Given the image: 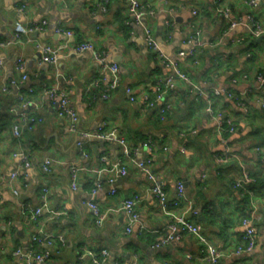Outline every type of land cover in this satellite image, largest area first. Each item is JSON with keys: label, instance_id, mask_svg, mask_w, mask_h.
<instances>
[{"label": "crops", "instance_id": "0c3cea01", "mask_svg": "<svg viewBox=\"0 0 264 264\" xmlns=\"http://www.w3.org/2000/svg\"><path fill=\"white\" fill-rule=\"evenodd\" d=\"M137 1L145 10L139 20L129 11L127 0H0V37L12 42L0 50V115H10L11 122L0 126V264H24L23 257L14 254L17 249H45L32 244L38 232L65 238L63 244L50 248L48 260L38 264H92L84 251L103 249L108 252L106 264H207L205 244L194 234L153 246L167 233L172 216L160 210L145 174L135 165V160L147 156L152 157L172 213L182 209L174 201L176 182L183 181L199 213L187 216L220 250V264H264V83L256 79L258 73L264 75V32L255 36L250 29L254 23L264 28V0L255 5L247 0ZM221 9L228 10L227 17ZM42 21V30L16 36L17 23L30 27ZM145 25L167 60L188 76V81L177 80L166 94L173 108L165 119L139 101L171 71L148 47ZM58 27L73 32L71 45L90 42L95 50L105 52L108 62L117 63L119 86L107 99L97 89L88 93L99 71L92 51L68 49L55 63H39L43 45L65 41L56 32ZM190 37L201 44L196 63L179 54L188 50ZM22 74L27 76L22 84L8 86ZM6 85L8 91L3 89ZM29 87L32 92L26 97L32 102L22 108L18 95ZM50 87L69 90L78 131L100 129L104 137L81 138L70 131L68 120L58 114V103L44 92ZM127 87L138 100L128 98ZM221 89L224 92L214 95ZM200 90L211 94L215 110L231 118L233 131L217 129L205 112L206 97ZM90 93L96 97L89 100ZM10 106L15 114H9ZM24 110L40 120L32 128L29 121L21 122L22 134L17 138L11 126ZM118 138L124 139L128 153ZM22 154H27L29 166H24ZM216 154L232 156L219 162ZM102 156L127 168L115 182L116 192L110 194L104 182L91 196L96 173L86 170L79 172L72 187L69 164L96 169L108 165ZM45 157L54 160L48 172L40 168ZM242 170L255 178L251 193L233 186ZM44 188L46 202L41 200ZM133 195L140 197L139 221L128 233L125 214L116 208ZM89 199L107 212L100 226L86 204ZM36 207L41 213L32 219L27 208ZM248 214L255 227V246L237 254L244 234L241 219Z\"/></svg>", "mask_w": 264, "mask_h": 264}, {"label": "built area", "instance_id": "2783aa9c", "mask_svg": "<svg viewBox=\"0 0 264 264\" xmlns=\"http://www.w3.org/2000/svg\"><path fill=\"white\" fill-rule=\"evenodd\" d=\"M109 0H103L104 3H107ZM128 1V9L129 11L139 18L145 12L144 8L139 4L137 0H127ZM258 0H247V2L251 5H255ZM105 10V7H102ZM221 14L225 17L228 16L227 9H221ZM151 14L152 11H149ZM169 23V22H167ZM236 22L231 23V26H234ZM45 22L42 21L39 25H33L30 27L24 26L21 23L16 24V36H19L23 33H28L31 31H40L43 29ZM252 34L255 36L260 35L264 32V28L258 24L254 23L250 27ZM144 38L148 45V47L157 54L158 57L162 59V62L167 63L171 66L170 72L165 76V78L159 79L156 81L153 90L148 93H145L139 101L148 108L156 109L157 116L160 119H165V117L171 113L173 104L166 100L165 96L169 90H171L177 80L188 81V76L178 67L175 62H170L163 55L160 50L159 43L155 39L152 34L151 29L145 25L144 26ZM56 32L58 34H62L65 37V41L53 44L43 45L40 49V56L38 58L39 63H55L58 58L64 53L66 50L71 49L74 53H80L84 51H92L94 54V58L98 64L99 71L97 76L90 82L88 87V93L92 89H97L99 96L102 99H107L110 94L116 90L119 86V78H118V65L117 63H110L107 61L106 54L104 51L95 50L93 44L90 42H81L75 45H71L69 43V39L73 36V32L68 29H64L62 27L56 28ZM12 42L10 40H4L0 37V50L10 45ZM189 48L186 52L180 51L179 54L187 57L189 59H193V62H197V55L201 51V44L193 37H190L188 40ZM0 60V65H1ZM22 61L20 59L17 60L16 66L19 70L22 68ZM26 74H22L20 79H12L9 81L12 86H18L22 84L26 80ZM256 79L260 85L264 83V75L262 73H258L256 75ZM8 86L3 87L4 90L8 91ZM198 89V88H197ZM32 88L29 87L24 92H20L18 95L19 106L22 108H28L32 100L26 97L27 93H31ZM47 96L58 103V114L61 117H64L69 122V130L72 132H76L81 138H91L98 137L102 138L104 135L101 133L100 129L97 132H92L89 130L78 131L76 123L78 121V114L75 108L72 106L70 101V92L69 90H61L56 87H50L44 90ZM125 94L132 101L138 100L131 92V90L127 87L124 90ZM220 92H224L223 89L217 90L214 92V95H218ZM200 94L206 97L205 103V112L216 121V127L219 131L229 130L233 131V122L230 117L215 110L213 106V98L211 94H207L200 90ZM88 95V99L91 100L96 96L94 94ZM264 107V100L261 102ZM15 108L10 106L8 108V112L11 114H15ZM33 113L26 112L25 110L21 112L16 122H14L11 126L12 134L19 138L22 134L21 122L29 121L30 125L28 128H32L34 124L39 121ZM101 128V127H100ZM117 141L123 146V150L125 153H128V149L125 144L123 138H118ZM77 144L80 146L82 141H78ZM145 145L151 148V144L145 143ZM232 155L230 154H216L214 155L215 160L219 162L228 161ZM22 160L24 166H29L30 162L28 160L27 154H22ZM102 162H107V166H101L96 169H89L86 167H80L75 164H69V177L72 187H76V182L78 180L79 172L82 170L91 171L96 173V178L93 180V187L90 191L91 196H93L97 190H99L102 185L105 183L108 184L110 190V194H114L116 192L115 182L118 178L124 176L127 173L126 166L119 160L109 161L106 156L101 157ZM54 160L50 157H45L40 163V168L43 172H48L53 165ZM152 157L147 156L140 158L139 160H135L136 167L145 174L149 187L148 190L150 194H152L160 208V210L164 213L170 214L172 219L167 223V233L161 236L157 241L154 242V247H159L161 245H165L170 241L180 240L185 234H194L205 244V253L203 255V259L207 262V264H220L221 252L215 247L213 244H210L206 241L205 237L201 233V226L190 220L187 216L192 212L193 214H199L193 206V200L191 197L186 195L184 183L181 180L176 182V194L177 199L174 201V205L181 206V211L178 213H172L168 210V202H167V194L164 189V186L158 176V174L152 168ZM15 174V173H13ZM2 179V175H0ZM254 182V178L245 170H242L240 175L235 179L233 186L235 188H242L243 192L251 193L247 187ZM42 202L47 201V190L43 189V193L41 195ZM140 201V197L138 195H133L130 198H126L121 200L118 208L116 210H122L125 214V231L131 233L134 226L139 221V213L136 209L137 204ZM86 204L90 207L92 211V216L96 225L100 226L103 224L107 212L103 211L99 208L98 204L89 199ZM113 210V209H111ZM32 219H36L41 213V207L36 208H27ZM241 224L244 227V234L242 235L243 242L241 245H238L235 249V253L239 254L241 252H249L255 246V227L252 222V217L250 214L244 215L241 219ZM139 234L142 233V227L138 229ZM65 242V238L62 234H54V233H45L38 232L32 236V244L38 246L44 245L45 249L36 250L33 246L23 252L20 249H17L14 254L21 255L24 260V264H38L42 263L50 258V248L55 246L56 244H63ZM84 254H87L91 258L92 264H106V259L108 252L106 249L101 250L100 252L94 251H84ZM188 258L193 257L191 254H186ZM115 264H120L116 262Z\"/></svg>", "mask_w": 264, "mask_h": 264}, {"label": "trees", "instance_id": "16d2710c", "mask_svg": "<svg viewBox=\"0 0 264 264\" xmlns=\"http://www.w3.org/2000/svg\"><path fill=\"white\" fill-rule=\"evenodd\" d=\"M90 94H94V93H90ZM8 114V113H7ZM9 114H11V113H9ZM8 114V115H9ZM10 116V115H9ZM9 116H7V115H0V126H9L10 125V117ZM252 177H254V176H252ZM255 179V178H254ZM255 181V180H254ZM252 184V183H251ZM251 184L247 187V189L248 190H250L251 189ZM237 189H240L242 192H243V190H242V188H237ZM246 192V191H245Z\"/></svg>", "mask_w": 264, "mask_h": 264}]
</instances>
